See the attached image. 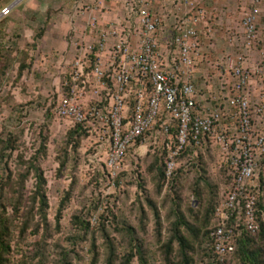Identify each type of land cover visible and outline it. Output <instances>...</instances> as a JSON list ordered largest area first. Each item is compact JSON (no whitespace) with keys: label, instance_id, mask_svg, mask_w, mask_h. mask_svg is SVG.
Wrapping results in <instances>:
<instances>
[{"label":"rangeland","instance_id":"374dc122","mask_svg":"<svg viewBox=\"0 0 264 264\" xmlns=\"http://www.w3.org/2000/svg\"><path fill=\"white\" fill-rule=\"evenodd\" d=\"M14 1L17 4L11 14L0 16V226L10 229L8 264H108L109 242L115 246L114 264H120L136 252L124 230L127 226L134 227L144 242L150 264H182L177 245L169 255L163 246L170 237L175 205L196 231L183 229L193 246L192 264H207L202 254L205 232L211 227L207 209L232 185L229 167L221 163L220 147L212 139L177 159L175 176L166 174L165 179L158 169L166 165L168 147L153 145V140L136 145L123 170L113 178L98 134L75 133L70 138L75 126L53 113L77 53L74 43L90 35L91 17L104 25L120 18L124 8L120 13L121 6L107 0H37L44 3L39 11L31 6L27 10L32 0H0V13ZM201 1L208 25L200 35L203 56L197 64L201 73L195 82L198 99H203L201 106L221 109L222 128H233L229 134H234L236 110L225 104V97L233 94L234 80L223 71L222 63L227 57L243 55L250 73L248 100L254 140L264 132V112H259L264 109V7L259 38L248 49L242 21L250 1ZM162 37L166 45L169 35ZM211 96L222 99L212 102ZM34 166L44 171L47 180V223L35 199ZM260 169L257 184L264 191V157ZM25 175H29L26 180ZM201 176L208 184L200 183ZM146 198L162 215L161 237ZM261 241L257 238V245L264 248ZM131 264H140L137 256Z\"/></svg>","mask_w":264,"mask_h":264},{"label":"built area","instance_id":"2783aa9c","mask_svg":"<svg viewBox=\"0 0 264 264\" xmlns=\"http://www.w3.org/2000/svg\"><path fill=\"white\" fill-rule=\"evenodd\" d=\"M124 8L116 21L99 25L91 17L89 32L97 34L92 43L79 40L69 78L53 113L60 119L80 125L99 136L106 150V168L117 177L132 148L151 140L167 143V177L176 169V157L192 137L212 139L220 147L221 163L234 171V182L216 208L218 226L211 232L214 256L207 264H227L241 232L258 231L257 204L262 193L257 184L264 157V132L252 140L249 112L250 73L243 55L227 57L222 69L234 83L233 94L225 97L228 109L238 117L233 128H222L221 109L201 106L195 85L198 60L202 58L200 26L207 13L199 0H184L188 11L174 19L170 41L162 48L167 28L166 16L159 9L165 0H107ZM250 9L242 26L244 46L251 48L259 38V21L264 0H249ZM177 7L181 2H173ZM6 7L0 16L11 13ZM123 11V10H122ZM93 13V11H92ZM208 25V24H207ZM264 66V65H263ZM222 97L211 96L219 103ZM264 112L260 109L259 112ZM177 129L175 142L172 128Z\"/></svg>","mask_w":264,"mask_h":264},{"label":"trees","instance_id":"16d2710c","mask_svg":"<svg viewBox=\"0 0 264 264\" xmlns=\"http://www.w3.org/2000/svg\"><path fill=\"white\" fill-rule=\"evenodd\" d=\"M67 92V88L64 86V92ZM172 140L173 144L175 142V135L177 133V129L175 127L172 128ZM78 134L80 136L81 133H88L87 129H84L83 126L76 125L75 130L70 133V138H73L74 134ZM208 140L207 136H201L199 138L198 143L192 139V137L189 138V142L187 146L184 148L183 151L179 154V156L176 157L175 161L177 159L184 157L185 155H189L190 153H194L195 149H199L206 141ZM159 145V144H158ZM168 147L167 143L164 145ZM168 150V152H167ZM166 155L169 154L170 149L167 148ZM165 155V156H166ZM168 160V157H167ZM64 166V164H63ZM228 172L231 173L232 176V183L234 182L235 173L233 170L228 168ZM35 178H36V198L38 202L41 204V210H42V218L43 221L47 223V217H46V209L48 208V199L46 194V188H47V180L44 174V171L41 168H38L36 166L33 167ZM176 170V169H175ZM158 173L160 177H163L165 179L166 171H167V161L166 165L164 164L162 168L158 169ZM29 175L23 176V179L26 180ZM175 176V171L172 175V177ZM200 183L208 184L206 178L204 176H201ZM231 183V184H232ZM162 190V187H160V190ZM227 193V192H226ZM225 195L219 200L218 203H216L213 206V203L210 204L209 208L207 209L208 215H206V219L209 218L211 227L205 232V240L203 245V258L207 262L208 259H210L212 256H214V250L211 246V240H210V234L211 232L218 226V222L215 218V211L216 208L220 205V203L225 199ZM146 201L150 207V211L152 213V216L154 217L155 221V228L157 232V236L161 237L162 232L164 229V224L162 220V215L160 213V210L158 209L157 205L150 200L149 198H146ZM65 203L63 202L60 207L59 215L61 214L62 210L64 209ZM18 211V209H16ZM144 213L145 211L142 210ZM171 216L173 218V222L171 223L170 227V237L168 240L164 243V250L167 255L172 254L174 251L175 245H177L179 255L181 259L182 264H192L193 263V257L191 255V252L193 251V246L190 240L186 237V235L183 232V229H187L191 231L193 234L196 233V231L193 230V227L191 226L190 222L186 220V217L182 213L180 207L175 205V208L171 209ZM191 212H195L194 208H191ZM144 219V217H143ZM143 219H140V225L141 228L144 230V221ZM257 223H258V231L255 233L243 231L240 235L235 237V244L234 249L230 253L227 259V264H236L234 258H237L239 264H264V248L257 245V238H260V240H264V191H262L258 204H257ZM126 234H128L131 237V243H134V247L136 252L128 254L125 260H123L120 264H131L132 260L137 256L140 264H150L148 260L146 259L145 255V244L143 241H140L137 234L136 229L134 227L127 226L125 229ZM26 233V227L22 229L21 234ZM161 239V238H160ZM261 241V242H262ZM107 248L109 251L108 254V264H114V258L112 257V253H115V246L114 243H108ZM11 242H10V229L9 227H5L4 225L0 226V264H8L11 253ZM71 264V263H70ZM95 264V262H94Z\"/></svg>","mask_w":264,"mask_h":264},{"label":"crops","instance_id":"0c3cea01","mask_svg":"<svg viewBox=\"0 0 264 264\" xmlns=\"http://www.w3.org/2000/svg\"><path fill=\"white\" fill-rule=\"evenodd\" d=\"M58 1V0H57ZM60 1V0H59ZM63 1H66V0H63ZM184 0H175L174 2L176 3V2H181L182 3V5L181 6H176L174 3H172V4H167L166 2H167V0H165L163 3H162V7H161V9H159V12H160V14H162V15H164V16H166V19H167V28H166V30H165V33H164V35H166V34H168L169 36H170V34L172 35V34H174V32H173V26H174V19H175V17L176 16H182V15H184V13L186 12L185 11V9H187V7H186V5L184 4V2H183ZM201 3H202V1L201 0H199ZM15 4H17V1H14L11 5H10V7L9 8H11L12 10H11V12L15 9ZM30 6H31V8H33V9H35V10H39V11H42V9H43V6H44V3H40L39 4V2L37 1V0H32L31 1V3H29L28 4V7H27V10L30 8ZM122 12V9L120 10V13ZM263 13V12H262ZM1 14V13H0ZM11 14V13H10ZM100 16V15H99ZM108 16V15H107ZM100 18H101V16H100ZM103 18H105V20L107 19V17L106 16H103ZM108 18H109V16H108ZM207 24H208V20H207V23H203V24H201V26H200V30H201V32H202V34H203V30L207 27ZM105 25V24H104ZM103 25V26H104ZM166 38H164L163 39V37H162V41H161V43L165 40ZM86 42H92V41H94L95 40V37H93L91 34L88 36V37H86V39H84ZM170 41V39H169V37H168V41H167V43ZM165 43H162L161 45H162V48H163V50H165V48H166V46L164 45ZM198 74H201L200 73V71L197 69V71H196V77H195V79H196V81H197V79L199 78V75ZM199 98V97H198ZM200 100H203L202 98H200ZM199 100V101H200ZM201 102V101H200Z\"/></svg>","mask_w":264,"mask_h":264}]
</instances>
